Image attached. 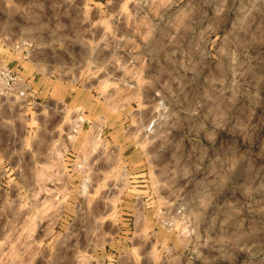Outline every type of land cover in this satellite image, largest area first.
<instances>
[{"label":"rangeland","instance_id":"1","mask_svg":"<svg viewBox=\"0 0 264 264\" xmlns=\"http://www.w3.org/2000/svg\"><path fill=\"white\" fill-rule=\"evenodd\" d=\"M0 62V264H264V0H0Z\"/></svg>","mask_w":264,"mask_h":264},{"label":"built area","instance_id":"2","mask_svg":"<svg viewBox=\"0 0 264 264\" xmlns=\"http://www.w3.org/2000/svg\"><path fill=\"white\" fill-rule=\"evenodd\" d=\"M22 47L26 50L29 44L23 42ZM31 79L21 77V75L5 62H0V105L6 104L9 100L16 99L22 101L26 106H41V102H35L33 97V86ZM153 122H149L144 126V130L149 133L152 131ZM74 131V130H73ZM100 133V132H99ZM83 162V161H82ZM73 170L81 176L84 175L85 169L83 163L73 166Z\"/></svg>","mask_w":264,"mask_h":264},{"label":"bare ground","instance_id":"3","mask_svg":"<svg viewBox=\"0 0 264 264\" xmlns=\"http://www.w3.org/2000/svg\"><path fill=\"white\" fill-rule=\"evenodd\" d=\"M76 120H77L78 122H81V119H80V117H79V118H77Z\"/></svg>","mask_w":264,"mask_h":264},{"label":"crops","instance_id":"4","mask_svg":"<svg viewBox=\"0 0 264 264\" xmlns=\"http://www.w3.org/2000/svg\"><path fill=\"white\" fill-rule=\"evenodd\" d=\"M36 82H37V81H36ZM36 82H35V83H36ZM39 86H40V85H38V87H39Z\"/></svg>","mask_w":264,"mask_h":264}]
</instances>
